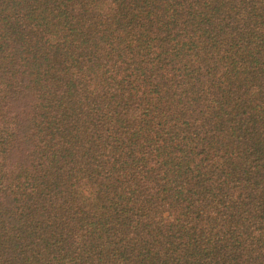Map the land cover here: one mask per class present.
Here are the masks:
<instances>
[{
    "label": "trees",
    "instance_id": "obj_1",
    "mask_svg": "<svg viewBox=\"0 0 264 264\" xmlns=\"http://www.w3.org/2000/svg\"><path fill=\"white\" fill-rule=\"evenodd\" d=\"M0 264H264V0H0Z\"/></svg>",
    "mask_w": 264,
    "mask_h": 264
}]
</instances>
